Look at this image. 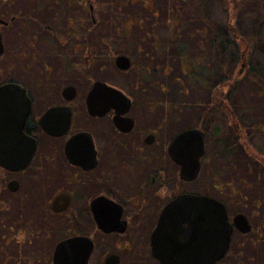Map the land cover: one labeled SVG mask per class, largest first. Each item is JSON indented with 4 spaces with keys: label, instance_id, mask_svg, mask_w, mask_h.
I'll list each match as a JSON object with an SVG mask.
<instances>
[{
    "label": "flooded vegetation",
    "instance_id": "1",
    "mask_svg": "<svg viewBox=\"0 0 264 264\" xmlns=\"http://www.w3.org/2000/svg\"><path fill=\"white\" fill-rule=\"evenodd\" d=\"M141 1L146 8H154L153 0ZM33 2L34 13L26 14L27 5L31 6L28 3ZM97 15L93 0H0L4 43L0 59L10 52L12 59L27 63L22 66L27 78L8 79L0 85L17 82L26 88L31 110L24 125L25 154L35 147L27 167L11 169L0 165V264H55L57 245L75 236H84L86 244L92 245L86 264H161L154 254L152 233L164 207L184 193L215 197L226 204L233 225L239 213L251 224L247 232L234 226L229 248L215 264H239L254 260L258 253L264 255V215H257V211L253 214L249 194L222 189L215 179L213 191L194 186L196 181L204 184L200 179L210 160L207 124L216 126L219 121V92L213 93L199 110L196 127L204 130L207 146L201 169L195 179H184L169 147L173 138L189 126L166 139L162 127L152 126L157 104L166 108L163 113L176 111L175 105L168 103L175 100L152 95V78L158 67L152 68V49H145L146 39L152 43V35L146 32L137 36L133 54L129 50L115 51L129 30L121 21L112 36L101 28L107 25L106 17ZM167 32L165 41L155 40V49L160 53L178 49L181 70L187 68V77L193 66L220 68L219 31L206 37V45L193 57L185 52L187 45L177 40L178 29ZM210 48L216 51L212 60ZM94 51L100 54L106 68L116 67L115 73L120 76L135 69L128 87L119 83L122 77L119 81L91 77ZM119 55L129 57L130 68L118 67ZM57 57L65 65L62 69L45 65L47 59ZM97 80L126 93L132 101L130 110L119 115L114 107L103 115L92 114L87 99ZM68 86H73L75 93L70 99L64 92ZM53 106H66L72 112L69 129L63 135L50 134L41 124L42 116ZM125 117L132 118V123ZM230 124L239 129L236 122ZM130 125L132 128L127 130ZM80 132L92 140H87L85 147L76 143L67 148L68 139ZM215 170L212 168L214 176ZM14 185L17 189H12ZM257 202L260 207L262 201Z\"/></svg>",
    "mask_w": 264,
    "mask_h": 264
},
{
    "label": "rangeland",
    "instance_id": "2",
    "mask_svg": "<svg viewBox=\"0 0 264 264\" xmlns=\"http://www.w3.org/2000/svg\"><path fill=\"white\" fill-rule=\"evenodd\" d=\"M93 1L97 16L99 18L105 16L108 21L107 25L105 27L100 26L101 28L107 29L109 34L115 36L117 27L123 21L125 23L124 29L129 30L128 37L120 39L115 51L129 50L133 54L134 45L137 44V36L146 34V32L152 35V43L148 39L145 43L147 51L152 49V68L158 67L156 76L152 78L154 81L152 88L155 85L152 95L161 100H175L168 103L175 105L176 110L175 112L167 110V113H163L166 108L157 104L156 113L158 114L155 113L156 117L152 126L158 125L163 128L164 139L173 136L185 127L197 126L200 122V107L209 101L210 87L208 88L206 84L203 86L198 82L187 81V68H185L187 63L184 64L186 70H181L180 51L170 48L160 53L155 49L154 42L155 40L160 43L165 41V37L169 33L167 29L168 31L178 29L180 38L177 40L187 45L185 52L191 57L199 54L200 49L209 40L205 39L206 37H210L215 30L222 34V31L227 28L229 24L227 0H153V9L146 8L141 0H134L133 2L132 0ZM237 3L235 23L237 28L241 29V33H250L252 36L258 31L260 36H264V25L261 23L258 25L260 21L264 20V0H237ZM28 4L31 6L28 7L27 5L26 14H33L35 3ZM155 12L157 15H154ZM1 14L3 17L6 15L5 5H2ZM131 20L132 23L129 24ZM97 43L103 45L100 42ZM53 45L58 44L53 43ZM15 50L19 51L17 48ZM210 51L208 55L211 56L212 60L216 51L213 48H210ZM237 51L238 46L235 43L230 45L227 42L220 44L218 51V53L220 52V60H227L224 66L226 70L232 73V76L240 65L236 64L235 61L232 62V58L229 57L235 55ZM96 52L93 53L92 66L89 67L91 77L93 79H118V81L122 77L119 83L121 82L125 88L128 87V83L136 75L135 69L131 68L120 76V74L115 73L116 67L106 68L102 57ZM253 53L256 71L248 73L247 70H244L243 75L236 82L237 87L234 89L231 99L234 110L243 116L236 123L237 127L247 132L253 147L259 152H264V84L260 83V81L264 83V53L259 49H254ZM10 54L7 52L0 59V82L8 79L27 78L26 72L22 70V66L27 63L21 59H12ZM46 64L54 65L59 70L65 66L60 57L47 59ZM30 68L28 69L29 73L33 71ZM182 80H184L183 83ZM209 82L207 85L211 86L215 80H209ZM244 110L248 113H244ZM249 123L253 126H250ZM233 129L234 127L229 124L222 113L216 126L207 124L210 160L206 162L202 172L203 177L200 179L204 184L196 181L194 186L196 189L213 191L216 189L213 186L215 179V182H218L222 189H236L249 194L253 202V214H256L255 211H257V215H264V165L261 161H257L254 156L247 155L242 145L237 142L236 137L231 134ZM237 138L239 137L237 136ZM229 146L232 147L231 150L226 149V147L230 148ZM212 168L216 169L215 176L212 175ZM258 200L262 201L260 207H258ZM255 220L258 219L255 218ZM239 264H264V255L258 253L254 256V260Z\"/></svg>",
    "mask_w": 264,
    "mask_h": 264
},
{
    "label": "water",
    "instance_id": "3",
    "mask_svg": "<svg viewBox=\"0 0 264 264\" xmlns=\"http://www.w3.org/2000/svg\"><path fill=\"white\" fill-rule=\"evenodd\" d=\"M3 52L0 32V57ZM116 62L123 70L131 66L126 55H119ZM64 92L69 99L75 94L73 86L66 87ZM87 101L91 113L98 115L114 107L122 115L130 110L132 104L126 93L101 80L95 81ZM30 110L31 99L25 87L17 82L0 85V165L3 167L25 168L34 155L35 147L28 154L24 148L27 139L24 125ZM71 117L68 107L53 106L42 116L41 124L48 133L59 136L68 131ZM57 119L62 122L55 123ZM125 120L131 122L132 118L125 117ZM130 128L132 125L126 127L127 130ZM87 140H92L87 133H77L68 139L67 148L76 143L85 147ZM206 149V134L202 128H185L173 138L169 153L181 166L182 178L193 180L198 176ZM12 189H17V186H12ZM234 226L244 232L251 229L243 213L237 214L233 225L226 204L215 197L180 194L164 207L153 230L154 254L161 264H215L226 254ZM85 239L84 236H75L60 242L55 251V264H86L92 245L86 244Z\"/></svg>",
    "mask_w": 264,
    "mask_h": 264
},
{
    "label": "trees",
    "instance_id": "4",
    "mask_svg": "<svg viewBox=\"0 0 264 264\" xmlns=\"http://www.w3.org/2000/svg\"><path fill=\"white\" fill-rule=\"evenodd\" d=\"M227 6L229 8V24L227 28H225V31H222L219 33L220 37V44H223L224 42H227V44L235 43L238 46V51L235 53L236 55V64H239L238 70L235 72V74L232 76V73H230L225 68L226 61L221 60V65L219 69H203L200 66H193L191 67L188 75V81H194L198 82L199 84L206 86L211 89L210 97L212 98L213 93L219 92L220 95V114H224L225 118L228 120L229 124L230 122H238L243 116L240 114V112L235 111L232 106V94L234 93V89L237 87V80L243 75L244 70H247L248 73H254L256 71L255 67V58H254V49L262 50L264 53V36H260L258 31H256V34L250 33H241V29L237 28V25L235 23V17L237 15V9H238V3L237 0H227ZM263 24L264 20L260 21L258 25ZM218 31V30H215ZM181 48V47H180ZM240 49V50H239ZM185 54L183 53V56ZM235 55L229 57L232 58V62L234 61ZM228 63L230 64L229 60ZM251 66V67H249ZM236 67V66H235ZM247 68V69H246ZM253 75V74H252ZM199 79V80H198ZM209 80H215L216 82L213 83L211 86L207 85L209 84ZM202 81L205 83L202 84ZM261 84H264L262 81H260ZM216 85H218L219 88L216 90ZM213 100V99H212ZM212 112V111H210ZM242 112V111H241ZM206 113H209L206 112ZM244 113H248L246 110H244ZM246 117V114H244ZM227 122V121H226ZM250 126H253V124L249 123ZM244 126V125H243ZM246 126V125H245ZM231 134H233L234 137H236L237 142H239L242 147L244 148L247 155L254 156V158H258L259 161H261L264 165V152H259L258 149L253 147V145L250 143L248 139L247 132L241 128L233 129ZM237 136L239 138H237ZM235 143V142H234ZM230 147V146H229ZM232 147L226 149L231 150Z\"/></svg>",
    "mask_w": 264,
    "mask_h": 264
}]
</instances>
